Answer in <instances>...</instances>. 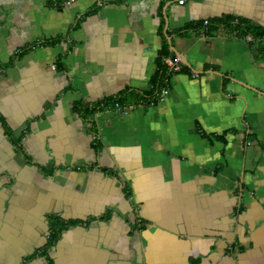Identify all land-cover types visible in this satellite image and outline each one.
<instances>
[{"label": "crops", "instance_id": "obj_1", "mask_svg": "<svg viewBox=\"0 0 264 264\" xmlns=\"http://www.w3.org/2000/svg\"><path fill=\"white\" fill-rule=\"evenodd\" d=\"M227 17L264 0H0V264H264V43L184 28Z\"/></svg>", "mask_w": 264, "mask_h": 264}, {"label": "trees", "instance_id": "obj_2", "mask_svg": "<svg viewBox=\"0 0 264 264\" xmlns=\"http://www.w3.org/2000/svg\"><path fill=\"white\" fill-rule=\"evenodd\" d=\"M219 24H226L228 26L232 25L233 28L236 30V32L240 33L243 36H252L256 42L264 43V28L247 23L245 21L237 20L233 17H227L223 20L220 19H209L206 21H197V22H192L184 26V28H195L197 30H201L203 33H211L214 29H217L219 27ZM165 57H173V55L169 52V50L166 48L165 50L160 51L159 58L160 60L159 63V68L157 70V73L153 79L154 84L153 88L149 91V93H144V95H138L136 97L137 100L134 101V103H144L149 105L151 103L156 104L158 103L160 99V94L161 91L166 87V82L168 81L169 78V73L167 70V67L164 62ZM186 69V65H184V68ZM125 98L126 96L124 95H118L115 97H110L106 100H104L103 103H100L94 107L91 108V113H94L96 110H101V109H106V107L113 108L116 103H119L120 105L125 104ZM56 221V220H55ZM56 225H54V228L51 229V234L49 236L48 243L52 244L54 243L57 238L60 235V231L65 227L63 222H58L57 220Z\"/></svg>", "mask_w": 264, "mask_h": 264}, {"label": "built area", "instance_id": "obj_3", "mask_svg": "<svg viewBox=\"0 0 264 264\" xmlns=\"http://www.w3.org/2000/svg\"><path fill=\"white\" fill-rule=\"evenodd\" d=\"M75 0H54V3L56 5H60V6H68L71 3H73ZM186 0H179L180 4H184ZM207 23V21H206ZM246 39L248 41H255V39L248 35L246 37ZM164 62L165 65L167 67L168 73H177V72H181L184 68V62L182 61V59L180 57H165L164 58ZM194 76H198L197 73L194 74ZM169 93V89L166 87H164V89L161 91L160 94V99L162 100L164 97H166ZM144 105V103H135V104H130L129 106H124V105H120L119 103H116L115 106L113 107L115 110L120 111L122 113H128L131 109L137 107V106H142ZM151 105H154L153 103H151ZM81 167H79L80 169Z\"/></svg>", "mask_w": 264, "mask_h": 264}, {"label": "flooded vegetation", "instance_id": "obj_4", "mask_svg": "<svg viewBox=\"0 0 264 264\" xmlns=\"http://www.w3.org/2000/svg\"><path fill=\"white\" fill-rule=\"evenodd\" d=\"M50 234H51V232H50ZM50 236V235H49Z\"/></svg>", "mask_w": 264, "mask_h": 264}]
</instances>
